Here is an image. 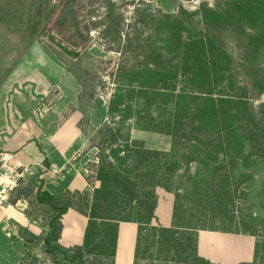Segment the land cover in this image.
<instances>
[{
    "label": "rangeland",
    "instance_id": "obj_1",
    "mask_svg": "<svg viewBox=\"0 0 264 264\" xmlns=\"http://www.w3.org/2000/svg\"><path fill=\"white\" fill-rule=\"evenodd\" d=\"M244 2L239 30L227 15L233 0H0V119L12 128L20 119L38 130L82 114L77 123L89 145L101 141L104 124L119 133L121 143L139 124L161 130L172 141L168 132L174 126L167 122L174 113L173 88L212 93L205 96L217 99V118L212 115L209 122L221 136L201 140L191 126L197 121L185 119L188 151L197 159L168 174L172 191L178 188L180 194L174 211H184L178 216L182 226L256 237L254 264H264V0ZM173 6L177 9L169 12L168 22L163 14ZM209 7L220 18L210 16L204 24ZM169 33L181 41L168 44ZM203 37L213 42L205 40L204 47L223 64L220 72L196 71L193 53L202 52L196 39ZM181 73L184 78L176 77ZM207 106L201 102L199 111ZM2 158L0 153V178ZM87 166L93 182L96 170ZM17 169L0 187V206L8 203L17 177L38 181V170ZM35 221L38 238L30 243L23 238L24 227H15L16 264H67L61 254L53 260L44 249L47 220ZM157 251L152 246L136 264H187L172 251Z\"/></svg>",
    "mask_w": 264,
    "mask_h": 264
},
{
    "label": "trees",
    "instance_id": "obj_2",
    "mask_svg": "<svg viewBox=\"0 0 264 264\" xmlns=\"http://www.w3.org/2000/svg\"><path fill=\"white\" fill-rule=\"evenodd\" d=\"M244 8V0H233L231 10L227 13L229 19L236 23L235 26L239 30H243ZM206 10L205 19L207 21L203 18L204 24H207L210 16L216 19L220 18L218 11L210 7ZM163 16L167 21L173 18L171 13H164ZM159 23L160 25L163 24L161 20ZM173 36L175 34L169 33L166 37L168 44L175 40L178 41L175 43L181 41ZM205 40L204 37L196 39L197 44L202 45V52L199 49L198 53H193L196 71L200 74L209 73L212 70L220 72L223 64L212 59L210 50L208 51L204 47L205 44L213 42L209 39L206 40L208 41L206 43ZM175 71L177 73V68ZM188 74L187 71L186 75L188 76ZM176 77L184 78L185 74H176ZM142 85L138 87L144 89L146 86ZM149 87L152 89L154 87L155 90L162 92L167 90L165 85ZM173 90L175 91L172 94L173 100L171 99L170 104L169 102L168 104L174 113H171L172 115L167 122L168 125L174 126L173 131L168 132L172 136L173 143L170 152L148 149L143 141L130 139V136L127 137L125 143H121L119 133H114L109 124H104L103 128L98 131L100 135H103L101 141L98 143L93 141L90 144L91 147H97L99 150L98 162L90 163V165L95 168V179L100 182V185L92 191L81 192L67 189L61 195H56L43 188L44 181L40 176L37 186L32 181H26L23 176L16 178V185L12 188L7 202L14 205L18 200L25 199L29 204L26 213L30 218L38 220L41 216L47 220L48 230L43 232L45 234L43 244L45 251L53 255V260H57L56 253H59L67 264H115L119 224L120 222L131 221L135 215L139 228L134 264L137 263L139 255L149 252L152 246L157 247L158 253L162 251L176 253L179 260L187 264H211L197 254V230L201 227L191 224L180 225L178 216L184 212L183 210L175 209L173 227L152 225L157 206V187L172 191L173 187L168 184L169 172L176 171L182 164H188L191 160L197 159L193 158L188 151L187 141H189L190 136L188 129L183 128L185 119H191L192 123L197 121L198 125L193 124L191 126L199 134L198 138L201 140L210 139L214 134L220 137L222 132L220 129L212 127L209 122V117L212 115L217 118L215 115L217 105L215 104L218 101L216 98L206 97L205 94L208 91H199L196 88L188 89L187 87H174ZM186 99L188 101L184 108V100ZM196 99L202 100L201 102H209L210 108L208 109L207 106L200 112L199 104L201 102L192 103ZM121 112L120 109L119 113ZM180 112L186 114L181 115ZM130 117L131 115L128 116V118ZM136 128L162 132L147 124H139ZM182 128L183 131H181ZM108 143L113 146L109 147ZM109 149L111 155L107 153ZM43 165L45 168L50 167L48 158H45ZM17 170L21 172L23 169L18 168ZM88 180L90 182V178ZM174 190L177 201L180 196L179 190L178 188ZM70 208L85 215L88 218V223L83 243L65 247L60 244L59 240L63 229L62 217ZM210 230H215V228ZM23 233L25 234L23 238L27 243L38 238L36 234L25 227ZM187 249L192 252H187L189 251ZM257 252L258 248H256V255Z\"/></svg>",
    "mask_w": 264,
    "mask_h": 264
},
{
    "label": "crops",
    "instance_id": "obj_3",
    "mask_svg": "<svg viewBox=\"0 0 264 264\" xmlns=\"http://www.w3.org/2000/svg\"><path fill=\"white\" fill-rule=\"evenodd\" d=\"M176 9L177 7L173 6L167 10L169 13L175 12ZM28 50H32V46ZM39 73L43 75V72ZM44 73L48 75L47 72ZM81 115H70L62 123L52 127L48 124L38 130H32L29 123L20 119L16 120L13 128L9 124L5 125L0 119V153L3 154L4 172L0 178V187L11 180L12 172L16 168L40 171V177L44 181L43 188L56 195H61L67 189L85 192L98 187V180L89 182L87 179V164L97 163L98 156L97 148L89 145L87 135L78 126ZM130 137L143 141L145 147L152 150L170 152L173 147L170 136L162 132L132 128ZM45 158L49 160V168L43 165ZM32 182L36 186L39 185L37 180ZM156 194L157 206L152 225L173 227L174 191L157 187ZM28 207L25 199L18 200L14 205L6 203L0 206V264H16L19 258L18 242L12 238L13 235H18L15 227L23 226L36 234L32 228H35L37 223L27 215ZM62 223L60 244L65 247L81 245L88 218L70 208L63 215ZM138 228L135 215L131 221L120 222L115 264H134ZM256 245V237L243 233L197 230V254L211 264L254 263Z\"/></svg>",
    "mask_w": 264,
    "mask_h": 264
},
{
    "label": "built area",
    "instance_id": "obj_4",
    "mask_svg": "<svg viewBox=\"0 0 264 264\" xmlns=\"http://www.w3.org/2000/svg\"><path fill=\"white\" fill-rule=\"evenodd\" d=\"M12 189V188H11ZM0 204H1V201H0Z\"/></svg>",
    "mask_w": 264,
    "mask_h": 264
}]
</instances>
